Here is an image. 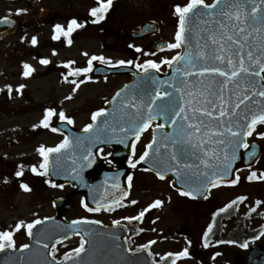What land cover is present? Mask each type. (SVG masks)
Returning <instances> with one entry per match:
<instances>
[{
	"label": "rangeland",
	"instance_id": "1",
	"mask_svg": "<svg viewBox=\"0 0 264 264\" xmlns=\"http://www.w3.org/2000/svg\"><path fill=\"white\" fill-rule=\"evenodd\" d=\"M188 2L189 0H113V6L106 18L99 23H93L95 18L90 15V9L97 6V0H0V17L11 16L19 24L16 33L0 40V228L13 230L18 221L27 223L36 217L42 218L53 214L52 199L68 195L73 190V187L69 186L62 188L44 186L36 178L25 174L22 178L30 185L31 190L14 191L16 185V180L12 176L14 162L23 157L19 163H23L25 167L28 162H37L40 165L43 158L39 156L37 149L41 145L55 144L58 141L52 133L39 132L37 127H33L40 122L39 105L46 107L53 101L59 102L60 106H56L57 112L53 119L58 116L60 109H64L66 115H72L73 124L81 127L91 118L92 111L103 107L108 97L128 79L127 76L90 79L73 91L76 84L72 83L74 80H71L70 84L66 82L64 73L66 75L72 68L86 67L87 61L93 55L110 58L112 63L124 60L130 57V51L135 47L142 49L137 55L136 63H143L145 59L159 62L165 57L171 58L178 50L155 52L151 47L152 38L128 42L131 40H128L129 36L124 37V32L128 34V31L136 28L142 20L153 18L160 23L159 36L170 38L178 21L174 6L176 4L183 6ZM42 8L50 11L48 17L38 16ZM17 9L27 11L17 14ZM68 18H76L83 25L72 33L71 45L63 44L62 36L59 40L53 39L54 25L61 24L66 29ZM33 36L37 37L36 45L31 44ZM130 43H133L132 46ZM84 53L88 55L85 56ZM41 58H47L50 61L49 65L42 64ZM67 61L75 63L69 67ZM25 62L31 64L34 71L30 79L22 81L21 64ZM165 67L166 64H162L160 68ZM9 84L12 85L11 93L5 87ZM19 85L24 87L21 89ZM11 134L17 137L9 140ZM38 158L40 161H36ZM18 169L24 171L23 166ZM139 177L140 175L136 181ZM256 189L257 184L239 185L234 190L218 189L215 191V198L222 204L236 194H253ZM133 193L139 201L132 211L133 216L140 212L144 201L149 197L163 200L162 207L153 214L157 222L149 224L146 221L144 225L142 223L137 225L143 231L136 229L139 232L131 234L129 240L132 247L147 244L150 240L155 241L150 248L158 262L172 264L175 259V264H239L237 260H240L245 264V249L241 245L245 242L248 243V247L255 243L264 244V236L249 241L250 232L253 234L257 229L264 231V226H261L262 220L260 218L244 220L245 208H240L226 225H222L223 236L220 238L236 240L240 244L211 247V250H220L221 254L210 257L209 254L201 253L198 248V231L202 223L196 221L197 216L191 212L190 206H186L184 200L175 198L174 193L173 199L169 201L172 195L165 181L146 179L137 187L135 185ZM72 198L74 208L67 211L65 217L84 216V212L77 207L79 195L75 194ZM179 226L190 229V240L177 237L176 229ZM216 240L215 238L214 241ZM24 241L26 239L20 232L16 237V243L21 244ZM78 245V238H72L56 247V255L62 257L65 251ZM185 248L188 249V256L181 258L172 256L168 259L166 255L168 252L177 253Z\"/></svg>",
	"mask_w": 264,
	"mask_h": 264
},
{
	"label": "snow or ice",
	"instance_id": "2",
	"mask_svg": "<svg viewBox=\"0 0 264 264\" xmlns=\"http://www.w3.org/2000/svg\"><path fill=\"white\" fill-rule=\"evenodd\" d=\"M113 6V0H97V6L90 9V14L95 19L93 23H99L106 18L107 13ZM211 10V11H202ZM175 14L179 17L178 30L175 33V42H169L166 44L168 49L180 48L182 44L188 46V51L181 54L177 52L171 58L165 57L157 62L154 59H145L143 63H136L129 59L116 61L117 65H133L137 69H140L145 76L149 75L150 69H160L162 64L173 66L174 62H183L184 67H176L174 72V78L171 81L161 80L159 83L168 84L171 83L172 88L178 94L180 103L168 104L164 106L157 105V99L159 97H171L172 92L161 91L157 88L153 95H150L148 100L140 98L137 99L135 95L129 99L122 101V109L125 115L131 118L129 126L120 127L119 131L122 133L131 132L134 137V142L131 144V151L134 155L136 152V143L139 141L142 134L149 128L153 129V135L150 142L145 146L143 153L139 156V159L133 162L129 160L131 167L135 168L140 161H144L149 158L155 151L156 154H160L161 148L171 149L168 153L169 163L166 165L168 171L175 172L177 176L182 174V169H191L193 167L199 168L201 165L205 169L203 175L205 178L214 177V179H207V185L210 187H217L224 182V178L217 174L215 169L218 168V164L221 162H227L229 159H236L235 149L242 145L247 149L249 144L244 137L252 136L254 132L264 138V132H257V125H264V0H213V3H206V0H189L185 5L176 4ZM219 9V11H217ZM17 14L26 12V9H17ZM202 17H209V19L202 20ZM3 22L8 24L15 23L8 17L3 18ZM199 24V26H198ZM83 27L76 18H72L68 21L67 28L64 25H54L53 39L59 40L61 36L67 38V43H72V33ZM203 33V34H202ZM193 36L195 41L193 42ZM23 39V37H22ZM38 43L37 37L31 38V44L36 45ZM195 47L196 51L193 53L192 48ZM135 47V46H133ZM136 52H141L142 49L135 47ZM55 54V49L53 50ZM87 56V53H84ZM155 55V53H151ZM100 60L104 63L111 64L110 58L104 56L93 55L88 61L86 67L72 68L71 74L79 76L80 74H87L93 70V61ZM42 64H49L50 61L47 58H41ZM74 61H67V66H71ZM23 72L24 76H29L34 68L24 63ZM176 74L182 77L181 80H175ZM86 79H91V76H86ZM155 80V77H152ZM67 80V76H65ZM85 82L81 79L76 84L75 91L79 88L80 84ZM179 85V86H178ZM9 93L12 91V85H5ZM24 85H19V88H23ZM127 89V85L124 86ZM121 96V91H117L113 97V102ZM70 98V97H67ZM106 108H99L91 115L93 123L85 125V131L93 129L95 122L102 115L107 113ZM57 110L55 108H46L45 115L43 116L40 124L44 127H50V121L53 116L56 115ZM59 119L61 121H67L69 124L74 123L71 116L66 115L63 110L59 111ZM164 117L170 121L171 124L179 129V134L172 139L171 145L168 143L160 144L156 146L157 136L155 134L156 129H162L164 124L156 123L153 126V122L158 117ZM107 123V121H105ZM38 127V125H33ZM234 128L238 129L234 131ZM53 132L59 131L58 128L52 127ZM113 132L117 131L116 128L112 129ZM121 142H124L123 140ZM71 141L67 136L60 141L54 147H46L41 145L37 150L43 157L42 163L39 165V169L36 165H32L31 170L33 173L46 176L49 171L50 154L60 153L62 149L69 147ZM191 146L193 149L192 155L196 156L199 161L198 164L184 163L181 160V156L187 150V146ZM179 146V152H178ZM231 146L233 151L229 158L227 148ZM221 148H224L223 156H221ZM198 150V152L196 151ZM252 155V153H250ZM92 156L89 150L88 154L83 157V160L88 161L89 166L92 161ZM230 165L222 169L225 175L229 172ZM75 172L76 169L74 168ZM16 176H22L23 171H17ZM156 175L161 179H165V173L157 171ZM249 180L264 179V174L257 175L255 171L251 172L248 176ZM239 180L237 175L235 179L229 181L231 184H236ZM132 176H128V187L131 188ZM54 187H63V185H56L53 181H47ZM119 187V185H114ZM21 188L30 191V186L27 183H21ZM181 195L193 197L199 188L194 190H180ZM129 195L128 191H124L119 199H114L108 204L97 202L95 207H89L87 203L84 207L89 212H100L102 210L114 211L116 207H122V201ZM246 199L244 196H238L225 208H221L219 211L223 212L227 208L236 204L237 201H243ZM131 204H136V200L130 201ZM260 202L257 201V204ZM162 201L157 199L154 204H150L148 208L159 206ZM148 208L140 211L136 216L122 217L124 220H142L145 212ZM255 209H253L254 211ZM45 220L50 219L45 217ZM41 223V220H33L26 224L27 233L29 236L33 235V228L35 225ZM74 225L81 223H101L100 221H89L87 218H80L72 222ZM120 220H114L113 224L119 225ZM25 227L24 221H18L13 230L0 231V250L5 248H15L16 241L14 239V233ZM211 225H209L208 231H211ZM143 231V229H140ZM75 235H80L79 231L74 232ZM208 233H205L207 237ZM260 235L264 236V232ZM259 237H253V240ZM69 239L68 235H64L60 239H56L52 244L51 255L55 260L56 245L62 243L63 240ZM37 243L41 241L37 239ZM88 243L83 236H80L79 245L75 248H71L65 251L61 261H56L55 264H77L75 258L80 257L81 253L86 251L85 245ZM155 241H148L147 244L140 245L137 251L140 249H146ZM222 243V241H217ZM227 243H235L234 241H227ZM207 247V241H205ZM21 248L27 249L28 244H23ZM47 248L48 245L44 244ZM241 247L247 248L248 243L245 242ZM132 251V249H129ZM168 256L175 258L185 257L189 255L188 249L185 248L181 252L168 253ZM172 264H175L173 259Z\"/></svg>",
	"mask_w": 264,
	"mask_h": 264
},
{
	"label": "water",
	"instance_id": "3",
	"mask_svg": "<svg viewBox=\"0 0 264 264\" xmlns=\"http://www.w3.org/2000/svg\"><path fill=\"white\" fill-rule=\"evenodd\" d=\"M202 11H211V10H203L201 6ZM219 11V9H217ZM42 16L47 15V11L43 10L40 13ZM202 20L204 19H209V17H202ZM150 26H156V24L151 23V22H144L140 24V31L137 32V36L142 33V31L147 32L149 31ZM199 26V24H198ZM16 28V24H8L3 22V19L0 20V37L6 33L13 32ZM203 34V33H202ZM195 41V36H193V42ZM182 49L183 53L188 51V46L186 44H182ZM193 53H195L196 49L193 46L192 48ZM183 66V62H174L173 66H171V71L170 74L167 76H158L155 73H149V75L146 77L145 74H137L134 79L127 84V89L125 87L121 89V96L116 99L115 102L113 100L110 103L109 108L107 109V114L112 113V110L114 107H116L117 100L121 97H127V96H133L135 95L137 99L143 98L145 101L148 100L150 95H153L155 90L159 88V90L163 91H170L172 92L171 97H162L157 99V105L158 106H164L168 104L175 103L177 104V99H178V94L176 91L172 88L171 83L168 84H161L159 81L161 80H166V81H171L174 78V72L176 67H181ZM115 71L114 69H104L103 73H108ZM155 77V80L152 79V77ZM182 77H180L179 74H176L175 80L179 81L181 80ZM261 83H263L261 81ZM179 86V85H178ZM102 115L98 120L95 122L94 127L90 131H84V132H79L76 133V135L69 138L71 141L69 147L72 148H77V145L80 147H87L83 149L81 153H84L85 150H90L93 151L96 147L103 143H107L108 139L107 138H99V137H92L93 133L96 132H101L102 129L105 126H102V123H105L107 121L108 123V118L106 115ZM160 118H164L160 116ZM165 119V118H164ZM105 123V124H107ZM238 130L234 128V131ZM244 139V138H243ZM76 145V146H75ZM242 146V145H241ZM241 146L237 147L235 149V154H236V159L232 160L229 159L227 161L228 163L231 162L232 166L235 167L238 165L239 161L237 158L239 157V153L237 149L239 150ZM231 150L233 151L232 147L229 146ZM171 149L169 148V152ZM168 152V153H169ZM221 156H223V152L221 151ZM232 155V152H231ZM234 162V164L232 163ZM169 156L165 157L164 162H155L153 164H150L153 169L156 171H168L166 168V165L169 163ZM227 162H221L218 164V168L216 169L217 174L221 175L222 169H224V165L227 164ZM76 165L77 162H74ZM75 166V165H73ZM72 166V169L75 168ZM57 169L55 170V172ZM167 173H170L175 180H179V176L176 175L175 172L168 171ZM61 174V173H60ZM62 177L58 176L60 179H64L63 175ZM77 175H68V178H71L72 180H75L78 178L76 177ZM223 176V175H221ZM56 177V176H55ZM224 178V176H223ZM214 179V178H212ZM78 188L80 189V181L77 182ZM49 219L46 221L41 222L39 225H45L49 224ZM84 229L83 223L74 225L71 222H68L65 226L61 228L60 231L56 232L55 235H49V237L46 238V240H43L41 237H38L37 235L32 236L31 243L29 244V247L27 249H23L18 251V254L15 256L18 259V264H25L29 262V264H55V261L52 260L49 255H48V250L50 246L56 241V239H60L64 235H70L73 234L75 231L82 232ZM103 232H100V235L97 238H89V244L85 247L86 251L84 253H81L80 257L75 258L77 264H151L149 257L147 253L144 251H139L131 254H126L123 243H122V235L124 234L122 231L119 233L118 240L115 239H109V235H112V233L109 230H101ZM37 239H39L41 242L37 243ZM44 244H47L48 247L45 248ZM97 254V255H95ZM143 256V257H142ZM143 258V261H138V258ZM248 264H264V249L263 247L259 246L257 248L252 249L248 253ZM67 264V262H65Z\"/></svg>",
	"mask_w": 264,
	"mask_h": 264
},
{
	"label": "flooded vegetation",
	"instance_id": "4",
	"mask_svg": "<svg viewBox=\"0 0 264 264\" xmlns=\"http://www.w3.org/2000/svg\"><path fill=\"white\" fill-rule=\"evenodd\" d=\"M129 33V31H128ZM124 37H127V32H124ZM156 123H153V126ZM260 127L257 128V132H264V125H259ZM152 128H149L147 131H145L139 141H135L136 143V152L133 155L132 151H130V155L125 158L124 155L122 154H115L116 149H103L105 152L103 154V162L105 165H112V166H119L123 165L125 166L126 164H129V160H132L135 162L136 160L139 159V156L143 153L145 146L150 142L151 137H152ZM248 142H256L259 147H260V155L255 162L254 165L240 169L236 176H239V180L236 184H225V185H220V186H227L230 188L233 185H237L238 183L240 185L243 184H249V185H254L257 184V189L256 192L253 194L249 193H244L241 196L246 197L243 201H239V206L237 209L234 210V214H236L237 210L240 208H245L244 213H243V218L244 220L249 219V218H254V219H261L262 220V225L264 226V179H259V180H249L248 176L251 174V172L255 171L257 175L264 174V138L259 137L256 132L253 133L252 136H248ZM113 150V152H112ZM112 152V153H111ZM129 173L128 176H132V181H135L137 174H149L147 170L144 168L140 167L139 164L135 168L131 167L129 164ZM235 176V178H236ZM129 183V182H128ZM186 198V202L191 204V208L194 212V215L197 216L196 221H200L202 223L201 225V233L205 237V233L207 232L208 235L205 237L209 241L211 240V236L214 234V228L215 227V217H214V211H215V204H216V198H215V192L214 189L210 191V193L205 196L203 199H192L189 197H184ZM257 201L260 203L257 204ZM253 209H255L253 211ZM103 211V210H102ZM100 211V212H102ZM98 212V213H100ZM66 211L63 212L65 214ZM99 220L104 221L105 223H110L113 222V218L108 219L107 217H97ZM241 220H242V215H241ZM151 222V220H149ZM200 223V224H201ZM209 225H211V231L209 232ZM214 225V226H213ZM198 234L200 235V231H198ZM198 235V238H199ZM201 236V235H200Z\"/></svg>",
	"mask_w": 264,
	"mask_h": 264
}]
</instances>
